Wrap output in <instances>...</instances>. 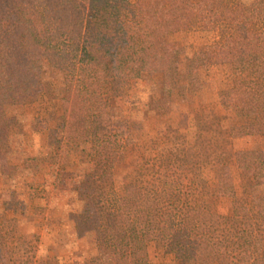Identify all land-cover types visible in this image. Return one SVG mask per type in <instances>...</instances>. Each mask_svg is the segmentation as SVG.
Instances as JSON below:
<instances>
[{
    "label": "trees",
    "instance_id": "16d2710c",
    "mask_svg": "<svg viewBox=\"0 0 264 264\" xmlns=\"http://www.w3.org/2000/svg\"><path fill=\"white\" fill-rule=\"evenodd\" d=\"M164 26L174 34L216 37L214 64L231 71V84L219 95L226 114L191 110L194 140L182 132L174 136L177 146L160 150L154 165L140 170L121 195L115 171L135 145L134 135L121 140L98 130L94 117L137 80L166 74L176 52L156 36ZM44 55L55 59L65 79L67 153L79 154L83 141L93 164L76 189L81 201L94 204L101 230L88 264H123V246L132 242L137 258L147 257L156 242L181 264H190L196 253L202 264H264V195L258 191L264 152L233 150L236 139L264 136V0H0V71L4 61ZM5 133L0 124V141ZM206 166L228 191L231 215L201 203ZM146 173L154 181H145Z\"/></svg>",
    "mask_w": 264,
    "mask_h": 264
},
{
    "label": "rangeland",
    "instance_id": "374dc122",
    "mask_svg": "<svg viewBox=\"0 0 264 264\" xmlns=\"http://www.w3.org/2000/svg\"><path fill=\"white\" fill-rule=\"evenodd\" d=\"M254 1L242 0L247 5ZM156 36L176 52L166 74L137 80L94 117L98 130L121 140L130 132L134 135L135 145H130L125 162L115 171L121 195L127 183L142 176L140 170L154 165L152 158L160 150L177 146L174 136L182 132L188 141L194 140L191 110L205 107L207 113L226 114L219 95L231 84V71L214 64L216 37L174 34L165 26ZM36 91L41 92L35 95ZM65 96V79L54 58L44 55L2 63L0 124L6 133L0 141V264H88L97 255L101 230L93 220L94 204L81 201L76 193L93 164L84 156L83 141L77 143L79 154L67 153ZM233 150L264 152V136L236 139ZM232 170L240 196L241 173L236 164ZM202 177L207 186L198 195L201 203L219 215H231L232 199L214 169L204 167ZM144 180L154 178L146 173ZM258 191L264 195V186ZM135 246L134 242L123 246V264H181L159 243H151L143 258L132 255ZM190 264H202L200 253Z\"/></svg>",
    "mask_w": 264,
    "mask_h": 264
}]
</instances>
